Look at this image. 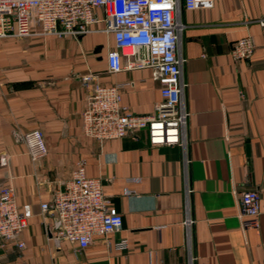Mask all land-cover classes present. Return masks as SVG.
<instances>
[{
    "label": "crops",
    "instance_id": "0c3cea01",
    "mask_svg": "<svg viewBox=\"0 0 264 264\" xmlns=\"http://www.w3.org/2000/svg\"><path fill=\"white\" fill-rule=\"evenodd\" d=\"M261 19L264 0H214L212 9L181 10L184 150L153 146L144 130L102 144L82 134L81 78L89 73L102 85H121L120 104L134 114H152L161 100L149 70L108 73L106 49L114 42L98 32L102 24L75 38L0 39V189L12 186L17 204L32 212L21 236L25 248H0V264H264ZM246 36L255 52L234 62L231 48ZM35 129L47 154L32 163L22 135ZM80 161L122 217L120 231L94 237L84 250L56 245L52 221L40 212ZM247 190L260 195L259 226L242 231L237 197Z\"/></svg>",
    "mask_w": 264,
    "mask_h": 264
},
{
    "label": "built area",
    "instance_id": "2783aa9c",
    "mask_svg": "<svg viewBox=\"0 0 264 264\" xmlns=\"http://www.w3.org/2000/svg\"><path fill=\"white\" fill-rule=\"evenodd\" d=\"M214 0H0V39L78 37L93 33L91 27L102 24L98 32L110 35L113 47L106 49L108 73L149 70L160 85L161 100L150 115H137L121 106V85H102L95 74L81 78L87 90L82 113V134L102 144L106 141L135 137L147 132L153 146H179L187 143L189 113L182 79L184 59L179 54L181 10L212 9ZM264 30V19L257 21ZM264 45V34L262 37ZM256 45L250 36L237 40L231 48L234 62L251 59ZM124 59V60H123ZM26 155L32 163L43 159L47 147L40 130L22 135ZM190 190L187 189L188 195ZM40 212L52 221L51 240L58 245L68 242L86 249L94 237L120 231L122 217L110 205L98 180L85 175V163L75 164L71 178L54 193L51 201L40 204ZM260 195L255 190L240 192L237 218L242 231L257 229ZM32 217L30 205L17 204L15 189H0V248L14 244L25 248L22 233ZM192 221L184 222L190 229ZM188 238V234L186 235ZM124 249V243L116 246Z\"/></svg>",
    "mask_w": 264,
    "mask_h": 264
},
{
    "label": "water",
    "instance_id": "95a60500",
    "mask_svg": "<svg viewBox=\"0 0 264 264\" xmlns=\"http://www.w3.org/2000/svg\"><path fill=\"white\" fill-rule=\"evenodd\" d=\"M50 236V238H51V235H49Z\"/></svg>",
    "mask_w": 264,
    "mask_h": 264
}]
</instances>
